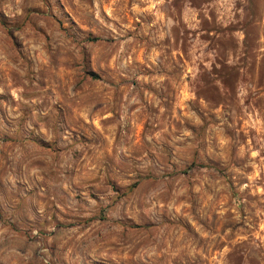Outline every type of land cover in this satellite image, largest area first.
Here are the masks:
<instances>
[{
  "label": "rangeland",
  "instance_id": "rangeland-1",
  "mask_svg": "<svg viewBox=\"0 0 264 264\" xmlns=\"http://www.w3.org/2000/svg\"><path fill=\"white\" fill-rule=\"evenodd\" d=\"M0 264H264V0H0Z\"/></svg>",
  "mask_w": 264,
  "mask_h": 264
},
{
  "label": "trees",
  "instance_id": "trees-1",
  "mask_svg": "<svg viewBox=\"0 0 264 264\" xmlns=\"http://www.w3.org/2000/svg\"><path fill=\"white\" fill-rule=\"evenodd\" d=\"M91 75H92V77H97V75H96V74H94V73H92Z\"/></svg>",
  "mask_w": 264,
  "mask_h": 264
}]
</instances>
